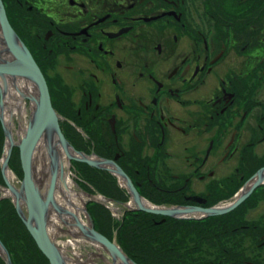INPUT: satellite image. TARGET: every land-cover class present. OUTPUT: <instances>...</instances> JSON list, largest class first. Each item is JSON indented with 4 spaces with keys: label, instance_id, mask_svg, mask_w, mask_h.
Returning <instances> with one entry per match:
<instances>
[{
    "label": "flooded vegetation",
    "instance_id": "obj_1",
    "mask_svg": "<svg viewBox=\"0 0 264 264\" xmlns=\"http://www.w3.org/2000/svg\"><path fill=\"white\" fill-rule=\"evenodd\" d=\"M48 1L15 0L12 15L43 71L60 128L75 143L124 159L130 173L173 179H147L148 186L177 178L196 197L207 196L204 203L216 195L211 182L232 196L258 179L264 191V0H233L234 15L243 19L236 31L230 9L216 8V0ZM236 37L245 41L244 71L228 63ZM62 55L76 61L65 77L56 71ZM106 136L104 153L96 147ZM180 137L190 175L169 161L174 155L166 148ZM231 164L233 174L194 190L193 183L214 178L213 169H203Z\"/></svg>",
    "mask_w": 264,
    "mask_h": 264
},
{
    "label": "trees",
    "instance_id": "obj_2",
    "mask_svg": "<svg viewBox=\"0 0 264 264\" xmlns=\"http://www.w3.org/2000/svg\"><path fill=\"white\" fill-rule=\"evenodd\" d=\"M5 4L8 8L9 19L15 28V20L12 14L15 11L16 2L10 0V3L5 1ZM2 131L0 126V137ZM66 134L68 135V133ZM13 151L17 152L18 149L13 148ZM14 156L10 157L9 164L17 170L15 172L20 173L19 160L13 162ZM101 156L111 157L108 155ZM119 161L115 160L116 164L131 178L140 196L145 197L154 205L183 207L203 204L205 207H209L214 202L226 197L229 198L233 192V190H226L227 194H224V192L218 191V188H212L216 190L213 193L216 195L209 196L211 199L204 203V198L207 196L204 198L196 197L190 189V185L179 183L177 178L165 186H148L147 184L150 183L146 181L147 179L151 181L173 179L157 178L152 173H130L124 160L123 163L121 160ZM79 164L82 166L79 175L87 184L88 189H95L99 194L101 193L119 203L128 201L127 191L123 187H119L116 177L105 170L96 169L83 163ZM143 181H145L144 186L141 185ZM2 184L0 175V185ZM89 192L92 193L93 191L89 190ZM260 192L262 191H259L258 188L254 189L252 194L231 212L220 216L200 218L199 220L174 219L154 216L137 210H125L121 221L115 223L110 220L108 211L93 201L86 205V211L93 221L95 230L109 239L115 235V242L135 264H264V228H261V220H256L254 223L236 222V217L241 215L244 210L254 208L258 204ZM263 199L264 197L261 198V200ZM5 209L6 212L8 209L10 213L5 214ZM15 220H18V216L15 214L13 204L8 198H3L0 200V222L4 221L0 233L1 242L7 248L12 264H30L24 260L26 258L23 257V252L19 249V242L16 240L13 231L19 235L22 234L21 241H24L28 249H32L30 246L32 238L20 221L17 223L22 226L26 236L21 230V234L15 231L17 224L13 222ZM243 227H247V229ZM260 234L262 235L261 239H259ZM39 254L45 261L39 262V264H47L46 258L41 253Z\"/></svg>",
    "mask_w": 264,
    "mask_h": 264
},
{
    "label": "rangeland",
    "instance_id": "obj_3",
    "mask_svg": "<svg viewBox=\"0 0 264 264\" xmlns=\"http://www.w3.org/2000/svg\"><path fill=\"white\" fill-rule=\"evenodd\" d=\"M49 3H50V0L48 1V5H49ZM56 6L59 8V10L61 9L60 6H58L56 3H54L53 7H56ZM217 6L219 8H222V6H223L224 8L228 7L230 9L228 11L230 14L229 20H230V27L233 30L236 31L239 29H243V19L239 18L237 15H234L235 10H237V9L233 3V0H216V8H217ZM224 16L228 17L229 15L227 13H225ZM216 31H217V29H216ZM17 38H18V36H17ZM0 39H1V30H0ZM234 41H236L235 45L232 48V51L234 52L232 54L234 57L228 59V63H230V62L234 63V65L238 69L240 68L239 71H244L245 67L247 68L246 59H248V57H246V52H245V41H244V39L240 40L237 37H236V39H234ZM0 51H1L0 52V58H4L6 55L4 54L5 52L3 49L2 41H0ZM68 57H69L68 55H62V56H58L56 58V62H57L56 71H58L59 74L64 76V77H65V74H68V76H69L70 72H73V68H71L69 70L68 65L76 63L75 59H73L72 61L65 60ZM155 59L158 60L157 58H155ZM171 64H173V63L171 62L170 65ZM159 66L168 67L163 62H160ZM3 78H5V76ZM3 80L0 79V86L2 87L1 88L2 92H3V88H4L3 83H2ZM70 85H71V83L69 84V86ZM9 86H11L10 90L8 89V92H11L10 95H8L10 97H8L6 95L2 99V104H3L2 109L0 107V109H1L0 110V116L2 117V120H0V126L3 123L4 127H6L5 123L3 121V117H4L3 113L11 111L12 113H8L9 114L8 116L11 117V120H10L9 125H8L9 126V132L11 134L10 135L11 138H13V142L17 143V142H19V140L22 139V135L24 134V132H22V129L23 128L26 129V127H28L27 125L31 122V119L33 116L32 114H33L34 108H35L34 99L37 98L38 94L36 93V88H35L34 83H32L31 81L25 80V79H21L20 83L18 85L13 86L9 83ZM14 96H16V97H14ZM207 98H209V97H207ZM14 103L19 104V107L14 105ZM190 107H191V105H188L189 109H190ZM191 108H193V107H191ZM22 109L25 110V113H24L25 116L23 114H22V116H20L21 115L20 111ZM1 117H0V119H1ZM21 117L24 119L25 125L23 123H21ZM247 127H248L247 130H249L250 129L249 125ZM1 128H2V126H1ZM6 128H8V127H6ZM78 132H79V130H78ZM174 134L176 136H179L177 133H174ZM246 134H247L248 141L254 142V138L252 136H255V131L250 130V132H247ZM64 135L67 136V141H68V143H70L71 146H73L76 150L85 153L86 156L95 154L98 157L99 156L103 157L101 155H106V154L98 153L97 150L93 148V145H91L89 143H86L85 145L81 146L80 143H77V142L75 143L71 139V137H69V135H67L65 132H64ZM101 136L104 137L103 135H101ZM109 137L110 138L112 137L110 133H109ZM0 138H1L0 149H1V151H3V155H4V153H5L4 131H2V136ZM107 139H108V136H106V138L98 139L99 142H98L96 148L99 149L100 152H104L103 150L105 148H104L103 142H107ZM185 139L186 138L180 137L179 138V142H180L179 145H177L174 148L167 146L166 149H167V152L169 154L174 155V157H172L169 161L173 162V163H175V162L178 163L177 165L183 167V168H180L179 170L184 174L190 175L191 169L187 166L186 163H184V160L186 159V156L189 153V151L186 152L183 148L186 144ZM122 144L128 145L125 143V138H123ZM205 144H206V142L203 144V146ZM13 148L17 149L16 147H13ZM252 149L255 151L254 147ZM38 151L39 150L37 149L35 154H34V157H33L34 162L32 161L31 170H32V174H33V180L35 181V183L37 185L36 188H38V191H40L41 194H46V187H47V183L49 181L48 177L50 174V172H49L50 169H49V164L46 161L43 162L44 157L41 158L40 152H38ZM245 152L249 154L247 149L245 150ZM104 153H107V152H104ZM147 153L151 154V155L153 154V153H151V151H148ZM98 154H101V155H98ZM12 155H15L12 158L13 162L17 161V159L19 160L18 151L16 152V151L12 150V154H10V156L8 158L9 161H10V157H12ZM108 160H112L114 162V158H112V157L108 158ZM123 160L121 159L122 163H123ZM9 161L7 162V167L5 168V170L9 171L11 174L9 173L8 175H6V173H5L6 171H4L3 173L5 175L6 181L10 184V186L12 188H14L16 191H19L20 186H21V182H22L21 181L22 175H23L22 170L20 173L15 172L17 170H15L14 167L11 166V164H9ZM2 162H3V160H2V156H1V158H0V175H1L2 182H3V184H2L3 187H2V185H0V198H1L0 200H2L3 198H8L10 203H12L13 202L12 201L13 200L12 199V197H13L12 193L7 191L8 188L6 186V183L4 182L3 173L1 171ZM128 164L131 165V161H129ZM19 165H20V160H19ZM94 168H96V167H94ZM232 168H233V165L231 164V165H226V166L225 165L213 166V167H208V168L203 169L204 174H207L208 170L213 169L215 171L214 178L213 177L211 178V177L205 175L206 177H208L207 179L205 178L204 181H201L198 183L197 182L193 183L192 186H193L194 190L197 192L202 191L209 184L208 183L209 181H211L213 179L216 180V178L223 179V178H226V177H223L224 175L233 174L234 171L233 172L231 171ZM19 169H20V167H19ZM81 169H82V166L79 164V162H75L73 160L70 161L69 178L71 179V182L73 183L72 187L75 189V191H77V193H80L81 199L83 200L82 209H81L79 218L81 219V221L85 222V224L92 226V221H90L89 214L85 208L86 205L90 201H94L95 203L102 205V207L108 211L109 216H110V220L112 222H115V223L117 221H121V219H122L121 217L123 215V212L126 209H129V210L138 209L135 202L133 203V205H129L133 201L132 198H130L129 193H128V197H127L128 201H126L125 203L122 204V203L116 202L114 200H111V199L105 197L101 193L99 194L98 192L95 191V189H92L91 187H90L91 189H88L86 187L87 184L84 182L83 178H81V176L79 175ZM46 175H48V176H46ZM118 181H119V186L124 187L122 184V181L121 180H118ZM211 183H212V185L214 184L213 185L214 188L217 189V183H215V182H211ZM223 183H224V188H226V186L229 185L230 182L224 181ZM220 185H222V184H220ZM124 188L126 189V187H124ZM89 190H92L93 192L91 193V192H89ZM259 197L260 198H259L258 204L254 208H248L247 210H244L241 215H238L236 217V220H237L236 222L243 223V221H244V222L254 223L256 220L257 221L264 220V199L261 200V198L264 197V191L260 192ZM231 199H228L227 201H231ZM145 201H146V199H145ZM223 201L224 200H221V202H214V204L220 205V203H226ZM55 202H56L57 207L59 206L61 209H64L61 206L62 204L59 201H55ZM57 202H58V204H57ZM14 211H15V214H17L15 209H14ZM8 213H10L8 211V209H7V212L5 209V214H8ZM21 213H23L25 215V207L24 206L21 209ZM54 214H56L57 217H54ZM58 215L59 214L55 213L54 211L48 212L47 234H49L51 242L57 247L59 253L62 255V259H63L64 264H67L68 262H70L68 264H112L111 260H109L110 257L107 255V253H105L104 250H102V248H100L99 246H96L97 245L96 243L95 244L90 243V241L87 238L85 239L83 232H81V230H79V228H78L77 224H75L76 222L74 220H69L70 222H68L65 220V218H62V219L59 218ZM17 216H19V215L17 214ZM4 221H7V220H4ZM4 221L0 222V233L2 231V227L4 226L3 225ZM17 221L21 222L20 217H18ZM17 221L15 220L13 222L17 223ZM73 222H74V224H73ZM21 224H22V222H21ZM23 227H24V225H23ZM243 228L247 229V227H243ZM261 228H264V225H262ZM20 230L23 233V235H25L23 230H22V226L19 223H17L15 225V231H17L18 233L21 234ZM13 233L16 235V240L19 242V249L23 252V257L26 258V259H24L25 261L29 262L30 264H39V262H41V263L45 262L43 260L42 256H40V254H39L40 251L37 249L36 245H34V242L32 240H31L32 244L30 243V246L32 249H28V248H26L24 241H21V235L22 234L19 235L14 231H13ZM8 236H9V229H8ZM259 236H260L259 239H261L262 235L260 234ZM3 258L5 259V254H4V251H2V249H0V262H1V259H3ZM2 264H4V263H2Z\"/></svg>",
    "mask_w": 264,
    "mask_h": 264
},
{
    "label": "water",
    "instance_id": "obj_4",
    "mask_svg": "<svg viewBox=\"0 0 264 264\" xmlns=\"http://www.w3.org/2000/svg\"><path fill=\"white\" fill-rule=\"evenodd\" d=\"M0 30H1V39L2 44L4 45L5 51L11 55V58L7 61H0V79L3 80L4 75H11L14 78H22L34 83L36 88V93L38 94L36 101V108L34 109L33 116L31 122L27 125L24 134L22 135V139L19 142L14 143L13 139L10 136L9 130L4 127L2 123V128L4 131L5 144L10 139L11 143L9 145V149L16 145L19 149V159H20V168L22 170V182L19 191H16L14 188L10 186V184L6 181L4 171L7 167V162L10 153H7L2 159L1 171L3 173V179L7 186V191L12 193V203H14V207L16 209L17 214L19 215L22 224H24L26 230L29 235H31L35 245L40 250L43 256L48 261V264H64L62 256L59 254L57 247L51 242L49 234H47V217H48V208L49 206L53 207L55 212H59L62 210L59 206L57 207L56 202L54 201V193L57 185L56 173L54 171L51 172L50 166V175L48 177V183L46 187V196L43 198L38 188L35 186L36 183L33 180V174L31 170L32 166V151L34 147L37 146V143L40 141L41 136L45 130H51L52 133L56 136L58 143L61 147L65 149L70 147L74 153H79L80 157L72 158L73 161H78L86 164L87 166H92L96 168L106 169L109 173L113 174L119 180L123 182V186L126 187L127 192L130 194V198L135 202L137 208L141 211H146L151 214H158L162 216H177V215H188L190 213H203L205 216L210 215H220L221 213H225L231 211L240 203L243 199H245L252 191L254 187H256L260 181H255L252 186H250L247 190L242 191L241 194L237 196V198L231 203L228 207H194L188 206L185 208H160V207H152V206H142L141 205V197H139L136 188L132 185V182L128 176L120 169L119 166L115 164L112 160H108L105 158L97 157V159H92L91 157L94 155L86 156L80 151H76L71 147L66 138L63 136L61 132V128L58 122L59 116L56 114L54 108L52 107L50 101V94L48 93L47 82H45V78L42 72H40L38 66L31 56L30 51L26 49L23 42L17 39L14 30L11 28L9 20L6 17L5 8H3L2 1L0 0ZM2 87L0 86V107L2 109V99L4 95L2 94ZM35 103V102H34ZM0 109V110H1ZM1 117V116H0ZM34 119V121H33ZM2 120V117L1 119ZM33 121V122H32ZM11 152V150H9ZM96 157V156H95ZM112 166L111 168H109ZM259 176V175H258ZM257 177V173H256ZM19 201L23 203L25 207V215L21 213L22 206ZM60 209V210H59ZM189 217V216H188ZM186 217V218H188ZM79 230L84 231L81 223L77 224ZM85 232V231H84ZM90 235L88 236V240L100 245L104 248L111 256H116L120 261L124 262L129 260L126 254L121 251L119 246L114 240H109L105 235L97 232L92 226L89 230ZM86 233V232H85ZM0 249L4 251L5 258H7V264H10L9 257L6 254L4 247L0 244ZM114 258V257H113ZM112 258V260H113ZM132 264L131 260H129Z\"/></svg>",
    "mask_w": 264,
    "mask_h": 264
},
{
    "label": "bare ground",
    "instance_id": "obj_5",
    "mask_svg": "<svg viewBox=\"0 0 264 264\" xmlns=\"http://www.w3.org/2000/svg\"><path fill=\"white\" fill-rule=\"evenodd\" d=\"M3 49H4V45H3ZM1 52V51H0ZM4 54L6 55L4 58H0V61H7L8 59L11 58V55L8 53V51H5L4 49ZM3 54V55H4ZM5 76V75H4ZM22 78H14L11 75L5 76L4 80L2 81L3 83V94L4 97L7 95H10L11 92H8V89L10 90L9 83L11 85H18L20 83V80ZM22 83V82H21ZM27 85V84H26ZM14 90V89H13ZM20 90V89H19ZM15 93V92H14ZM25 93V92H24ZM18 94V93H17ZM33 95V94H32ZM27 96V95H26ZM34 96V95H33ZM10 97V96H8ZM16 97V96H14ZM21 99V98H20ZM31 99V98H30ZM15 100V99H14ZM32 100V99H31ZM36 101L37 99H34V104H35V108H36ZM13 103V102H12ZM14 105L19 107V104H15ZM34 108V109H35ZM20 110V109H19ZM18 110V111H19ZM10 111V110H9ZM21 112V113H20ZM19 113L21 114L20 116H22V114L25 116V110L22 109ZM8 113H12L10 112H4V117H3V121L5 123V126L8 127L7 129L9 130V122L11 120V117L8 116ZM34 121V119H33ZM32 121V122H33ZM21 123L24 124V119L21 117ZM28 123V122H27ZM26 123V124H27ZM25 125V124H24ZM22 128V127H21ZM27 128V127H26ZM25 128L22 129V132H25ZM11 135V134H10ZM13 139V138H12ZM11 141L8 138L6 144H5V153L4 155H6L7 153L12 152L13 147H16L18 149V147L16 145L12 146L10 149L8 148L10 145ZM39 150L38 152H40L41 158H43V162H47L50 166L51 172L54 171L57 175H56V179H57V185L55 188V193H54V200L55 201H59L62 205V207L64 209L60 210L58 213L55 212L53 210L52 206H49L48 208V212L50 211H54L55 213L59 214L58 217L59 218H65L66 221L70 222L69 220H74L76 223L75 224H79L81 223V225L84 228V231L81 230V232H83L85 239H88V236L90 235V228L91 226L88 224H85V222L81 221V219L79 218L80 216V212L82 209V203L83 200L81 199V195L80 193H77V191H75V189L72 187L73 183L71 182V179L69 178V174H70V160L72 158H77L80 157L79 153H74V151L67 146V148L65 149L64 147H61L60 144L57 141L56 136L52 133L51 130H45L41 136L40 141L37 143V146L34 147L33 151H32V155H31V159L33 161V157L34 154L36 152V150ZM11 150V152L9 151ZM18 155H19V149H18ZM92 159H97V157L92 156ZM34 162V161H33ZM109 167V166H108ZM112 166H110L109 168H111ZM113 169V168H111ZM6 175H8L10 172L5 170ZM42 172V171H41ZM50 172V171H49ZM11 174V173H10ZM50 175V174H49ZM48 176V175H46ZM43 177V176H42ZM41 177V178H42ZM8 178V177H7ZM9 180V179H8ZM11 181V180H10ZM36 187V186H35ZM42 190V189H41ZM15 196V195H14ZM13 196V197H14ZM43 198H45L46 194H42ZM85 198V197H84ZM20 205L23 208V203H21V201H19ZM134 201H132L131 204L129 205H133ZM58 204V202H57ZM141 205L142 206H149L147 204V201L145 200H141ZM185 208V207H180V206H175V208ZM54 217H57L56 214H54ZM53 224V223H52ZM74 224V222H73ZM71 225V224H70ZM69 225V226H70ZM72 226V225H71ZM70 226V227H71ZM73 230V229H72ZM74 231V230H73ZM83 237V236H82ZM78 241V240H77ZM90 243H94L91 242ZM95 244V243H94ZM95 246V245H94ZM99 246L100 248H102L100 245H96ZM95 246V247H96ZM102 250L105 251V253H107V255L110 257L109 260H111L112 264H132L129 260H126L125 263L120 261L116 256H111L110 253H108L104 248H102ZM77 253V252H76ZM103 253V252H102ZM60 254V253H59ZM61 255V254H60ZM62 256V255H61ZM68 256V255H67ZM71 257V256H70ZM103 257V256H102ZM113 258V260H112ZM70 263V262H68ZM67 263V264H68Z\"/></svg>",
    "mask_w": 264,
    "mask_h": 264
}]
</instances>
